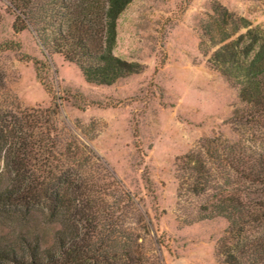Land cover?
Segmentation results:
<instances>
[{
    "label": "trees",
    "instance_id": "obj_1",
    "mask_svg": "<svg viewBox=\"0 0 264 264\" xmlns=\"http://www.w3.org/2000/svg\"><path fill=\"white\" fill-rule=\"evenodd\" d=\"M6 1L15 33L35 32L88 83L112 86L144 70L114 53L134 0ZM200 49L241 106L230 121L235 140L203 139L180 159L178 206L188 225L228 222L218 245L226 264H264V25L215 2ZM59 109L0 110V264H156L154 221L94 149L59 130ZM35 214L60 226L50 246L29 227Z\"/></svg>",
    "mask_w": 264,
    "mask_h": 264
},
{
    "label": "rangeland",
    "instance_id": "obj_2",
    "mask_svg": "<svg viewBox=\"0 0 264 264\" xmlns=\"http://www.w3.org/2000/svg\"><path fill=\"white\" fill-rule=\"evenodd\" d=\"M215 2L264 25V0H134L118 21L114 53L144 70L100 86L35 32L15 33V14L0 0V45L20 46L0 51V110L39 115L58 105L59 130L94 149L154 221L156 264H226L218 245L228 222L188 225L178 206L180 159L203 139H236L230 121L239 93L200 49ZM29 227L44 246L60 228L38 214Z\"/></svg>",
    "mask_w": 264,
    "mask_h": 264
}]
</instances>
